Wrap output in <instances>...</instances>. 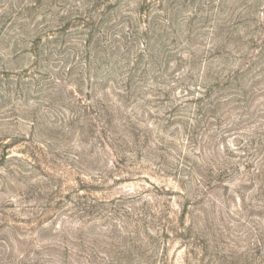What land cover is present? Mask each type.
<instances>
[{
  "label": "rangeland",
  "instance_id": "rangeland-1",
  "mask_svg": "<svg viewBox=\"0 0 264 264\" xmlns=\"http://www.w3.org/2000/svg\"><path fill=\"white\" fill-rule=\"evenodd\" d=\"M0 264H264V0H0Z\"/></svg>",
  "mask_w": 264,
  "mask_h": 264
}]
</instances>
